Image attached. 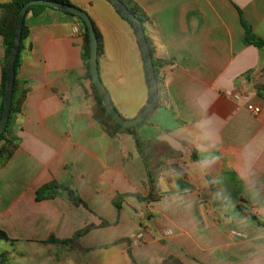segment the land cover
Masks as SVG:
<instances>
[{"label":"crops","instance_id":"1","mask_svg":"<svg viewBox=\"0 0 264 264\" xmlns=\"http://www.w3.org/2000/svg\"><path fill=\"white\" fill-rule=\"evenodd\" d=\"M67 1L101 36L98 72L113 107L134 118L148 98L135 32L106 0ZM131 1L146 16L151 58L169 61L160 71L159 107L137 129L140 139L179 154L160 163L159 200L135 197L148 188L133 137L112 139L92 118L81 23L53 8L28 13L15 71L27 89L17 147L0 168V253L8 264H132L128 251L135 264L170 255L182 264H264V90L257 89L264 46L245 43L244 28L264 41V0ZM3 55L0 37V63ZM233 94L246 95L259 114ZM50 182L82 203L61 190L38 199ZM117 195H125L118 209ZM125 223L131 228L122 231ZM88 226L73 245L46 242Z\"/></svg>","mask_w":264,"mask_h":264},{"label":"trees","instance_id":"2","mask_svg":"<svg viewBox=\"0 0 264 264\" xmlns=\"http://www.w3.org/2000/svg\"><path fill=\"white\" fill-rule=\"evenodd\" d=\"M29 0H10L8 2L0 3V37L2 38L3 42V48H4V55L3 59L1 60L0 67H1V77H0V118L2 114L3 109V97H4V91H5V81H6V62L8 58V54L10 52L12 42H13V36H14V28H15V22L16 17L18 15V12L21 8V6L26 3ZM51 1H57L61 3H67L69 2L67 0H51ZM109 2V0H106ZM124 4V6L129 10V12L136 17L141 24L146 20V16L144 13L131 1V0H119ZM110 3V2H109ZM111 4V3H110ZM115 12L118 14V16L124 20L133 30L132 24L129 20H127L122 14L111 4ZM48 7L44 6H33L30 7L26 13L25 16L28 13H31L33 15L39 14L41 11L47 9ZM66 14H69L67 12H64ZM73 17H75L82 25L83 29V46H82V53L81 57L84 62L85 66V77L90 79V74L88 70V60H89V37L86 30L85 23L77 16L69 14ZM24 16V18H25ZM94 32L97 37L98 42V57L102 54V42H101V36L97 29L94 27ZM245 28V43L252 44L255 47H262L264 46V41H261L252 34L249 27L244 25ZM27 36V28L24 25V19H23V25L21 28V35H20V43L19 48L14 60V80H13V87H12V96H11V103H10V111L8 116L7 125L4 129V131L0 134V168L3 167L7 161L10 159L12 154L14 153L16 147H17V137L15 135L16 130V119L18 115L20 114L21 106L23 104V101L25 99L26 95V87L24 86V83L17 80L15 78V71L20 65V52L23 48V41ZM147 44L150 49V42L146 39ZM151 51V50H150ZM142 59V55H141ZM143 60V59H142ZM144 63V62H143ZM169 63V61L165 60H155L152 59V65H153V72L154 77L157 83V99L155 107L152 111V113L159 107V102L161 99L162 93V76L160 74L161 69L166 66ZM143 74H144V82L147 88V93L149 94V81L147 78V74L145 71V67L143 64ZM91 90L95 99V104L92 107L91 115L94 120V122L103 129V131L112 139L117 138L119 134L127 133L130 134L133 137L135 149L140 157L143 166L145 168L146 172V186L148 188V193L144 198H141L139 196H135L140 201H143L146 204L154 203L159 200V186H158V179H159V166L160 163L163 160L166 159H173L179 156V154L175 151H173L166 143L160 142L157 140H142L139 138L137 134V129L140 125L144 124L147 121V118L139 123L137 126H135L132 129L129 128H123L118 126L109 118V116L106 114L101 101L98 97V94L95 90V87L90 81ZM258 91L264 90V85L257 86ZM172 169H174L176 172L180 173V170L177 168V166L172 165ZM61 190L66 193L67 200L71 202L74 205L81 204V200L79 197L75 195V193L68 188L66 185L58 184L56 182H50L44 186H42L37 191V198H52L55 196L56 191ZM125 197V195H117L113 198V205L118 209L120 207V204L122 202V199ZM239 209L242 212H246V210L239 205ZM92 229V226H88L84 228L81 231H78L73 238L69 240H56L54 238L48 239L47 243H63L67 245H73L76 243L77 238L83 234H85L87 231ZM6 239L5 233L0 231V241ZM126 239L121 238L118 239L112 243L103 245L102 247H110L115 244H118L119 242L125 241ZM129 255V258L132 261V264H135L130 256V251L127 252ZM0 264H8V253L3 252L0 253ZM160 264H182V262L176 258L175 256H168L166 257Z\"/></svg>","mask_w":264,"mask_h":264},{"label":"water","instance_id":"3","mask_svg":"<svg viewBox=\"0 0 264 264\" xmlns=\"http://www.w3.org/2000/svg\"><path fill=\"white\" fill-rule=\"evenodd\" d=\"M109 2L122 14V16H124L127 20L131 22L132 27L134 28L137 42L141 50L145 71L149 81V94L143 109L134 118L124 119L117 113V111L113 107L109 94L105 89V87L103 86L99 77L98 61H97L98 59L97 37L94 32L93 24L89 16L84 11L67 3H61L51 0H29L21 6L18 15L16 17L13 42L6 62V81H5V91L3 97V109L0 118V134L4 131L9 116L12 87L14 80V60L19 48L23 19L26 11L33 6H44L48 8L57 9L63 12H67L69 14L79 17L85 23L89 37L88 70L90 74V80L92 81L95 87V90L98 94V97L101 101V104L106 114L109 116L111 120H113L115 124L123 128L132 129L135 126H137L139 123L144 121L152 113L157 99V83L154 77L152 58H151L149 46L147 44L144 35L143 26L141 22L129 12V10L124 6L122 2H120L119 0H109Z\"/></svg>","mask_w":264,"mask_h":264},{"label":"built area","instance_id":"4","mask_svg":"<svg viewBox=\"0 0 264 264\" xmlns=\"http://www.w3.org/2000/svg\"><path fill=\"white\" fill-rule=\"evenodd\" d=\"M232 98L236 101H244L245 102V108L247 111H249L250 113H252L253 115H258L260 112V108L252 103H250L248 101V97L246 95L243 94H233L231 95ZM141 234H138L137 237H140Z\"/></svg>","mask_w":264,"mask_h":264},{"label":"rangeland","instance_id":"5","mask_svg":"<svg viewBox=\"0 0 264 264\" xmlns=\"http://www.w3.org/2000/svg\"><path fill=\"white\" fill-rule=\"evenodd\" d=\"M137 224H138V222H135V226H137ZM125 225H126V227L124 228V229H122V231H125V230H128V229H130L131 228V226L130 225H128L127 223H125ZM138 227V226H137ZM118 235V234H117Z\"/></svg>","mask_w":264,"mask_h":264}]
</instances>
